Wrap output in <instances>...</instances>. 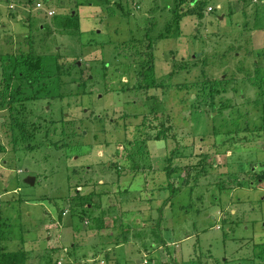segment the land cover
Instances as JSON below:
<instances>
[{"label":"rangeland","instance_id":"1","mask_svg":"<svg viewBox=\"0 0 264 264\" xmlns=\"http://www.w3.org/2000/svg\"><path fill=\"white\" fill-rule=\"evenodd\" d=\"M27 1L0 0V98L18 48L56 55L66 95L0 104V246L29 264L102 244L117 264H264V0ZM86 182L101 208L82 218Z\"/></svg>","mask_w":264,"mask_h":264},{"label":"trees","instance_id":"2","mask_svg":"<svg viewBox=\"0 0 264 264\" xmlns=\"http://www.w3.org/2000/svg\"><path fill=\"white\" fill-rule=\"evenodd\" d=\"M27 2L31 3L32 0H28ZM200 7L201 5L199 3L198 7L195 10V13L197 14L200 13V9H201ZM189 13H194V11L189 12ZM179 14L180 13L178 11V16L180 17ZM71 15L72 13L70 12L69 14L70 18L76 16L75 14H73V16ZM50 57L52 58V61L48 62L45 56L42 54H36L32 52L30 49L26 51V50H22L19 48L12 53L3 55L2 56V59H3L2 67H3V77L5 79L4 87L7 91L10 89V87L13 89L7 101H2V99L0 98L1 106L2 105L11 106V104L16 101L40 99V98H45L48 96H51V97L65 96L66 94L60 91L61 83L59 79H60L61 64H59V58H57L56 55L54 56V54L51 55ZM154 61H155L154 54L153 53L149 54V59L147 60L145 66L144 65L142 66L141 79H147V76H149V74L152 73L154 65H155ZM74 65L78 67V64L76 62ZM14 78H17L16 83L14 81ZM21 81L22 83L20 84ZM237 123H235V125ZM162 132H165L164 136L169 138V135H167L169 132L168 130L166 131L162 130ZM162 132H158L156 137L153 136L154 139H161V137L163 136ZM128 141L129 143L133 142L132 140H128ZM243 141L244 140H242V142ZM248 141L250 140L248 139ZM143 147L144 146H139L140 149H142ZM176 150L177 148H175L173 152H171V155L168 157L170 159V165H169V170L167 168L168 170L167 172L169 173L170 177L173 174V172L176 171V169H173V166H172L173 165L172 164L173 155L175 154ZM204 165L206 166V163ZM245 172H247L249 175H252V177L250 176L249 178H257L258 180V176H261V175H256V176L253 175L256 173L251 168L250 169L247 168ZM205 173H206V170L202 169L198 172L197 176L204 175ZM87 185H88L87 182L83 184L81 183L79 185L81 187L80 190L77 193L71 194V196L69 197L70 210L78 214L82 218L84 217L83 215H86L89 213L92 214V211L95 208L97 207L101 208V201L97 200L96 205L93 202V201H96L97 199L96 193L94 192L82 193L83 187H86ZM169 187L172 189V193L168 199L171 200L179 188L178 186H175L173 181H170ZM99 195H103V194H99ZM56 211H58L57 216L59 217L60 220H62L64 218L63 217L64 214L66 213L65 210L57 206ZM104 217L105 216H102V215L98 216L97 218L93 217L97 221L96 225H94V228H97L98 230H101L102 228H104ZM162 218H163V215L162 214L159 215V219H162ZM162 244L166 245L164 239L162 241ZM64 250L66 251V248H64ZM58 261L60 260H57V262ZM0 264H29L28 251L25 249L9 251L4 246H0Z\"/></svg>","mask_w":264,"mask_h":264},{"label":"crops","instance_id":"3","mask_svg":"<svg viewBox=\"0 0 264 264\" xmlns=\"http://www.w3.org/2000/svg\"><path fill=\"white\" fill-rule=\"evenodd\" d=\"M95 230H98V229H95ZM102 230H103V228L101 229V231ZM93 242H95V240ZM96 245H98V243ZM165 249H166V247H165ZM66 251H67V253L70 252V254L72 255V249L68 248V250L66 249ZM145 255H147V252H145ZM91 256H93V257L86 259V260H89V264H94L92 262V260L97 261L98 259H102L104 261L102 263L100 262L99 264H115V263L117 264V261L115 260L116 259V253L112 249L111 244L110 245L102 244V246L99 247L95 253H92ZM70 258L72 259L73 257H70ZM107 260H109V261H107ZM140 261H141V258H139L137 262L140 263Z\"/></svg>","mask_w":264,"mask_h":264},{"label":"built area","instance_id":"4","mask_svg":"<svg viewBox=\"0 0 264 264\" xmlns=\"http://www.w3.org/2000/svg\"><path fill=\"white\" fill-rule=\"evenodd\" d=\"M9 4H10V7H13L12 3H9ZM37 6H38L39 9H43V8H44L41 2H38V3H37ZM210 8H212V7H210ZM46 11H47V10H46ZM47 13L50 14V15L55 14V10L50 9V10L47 11ZM147 261H148V260H147L146 258L141 259V264H146ZM59 264H62V262L59 261Z\"/></svg>","mask_w":264,"mask_h":264},{"label":"water","instance_id":"5","mask_svg":"<svg viewBox=\"0 0 264 264\" xmlns=\"http://www.w3.org/2000/svg\"><path fill=\"white\" fill-rule=\"evenodd\" d=\"M74 14V13H73ZM80 63V62H79ZM25 181L29 184H34L36 182V177L35 176H28L26 177Z\"/></svg>","mask_w":264,"mask_h":264},{"label":"flooded vegetation","instance_id":"6","mask_svg":"<svg viewBox=\"0 0 264 264\" xmlns=\"http://www.w3.org/2000/svg\"><path fill=\"white\" fill-rule=\"evenodd\" d=\"M147 130V129H146ZM148 136H151V139L152 140H157V139H154L153 138V136L151 135V134H149ZM133 140H135V139H133ZM136 140H140V139H136ZM138 146H144V147H146V144H145V142H143L142 140H140V144H137Z\"/></svg>","mask_w":264,"mask_h":264}]
</instances>
